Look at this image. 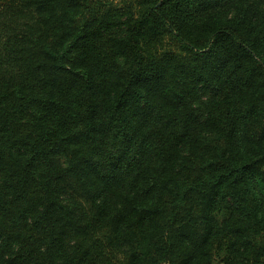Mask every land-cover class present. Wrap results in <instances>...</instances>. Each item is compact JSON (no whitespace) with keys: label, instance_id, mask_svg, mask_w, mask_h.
<instances>
[{"label":"trees","instance_id":"obj_1","mask_svg":"<svg viewBox=\"0 0 264 264\" xmlns=\"http://www.w3.org/2000/svg\"><path fill=\"white\" fill-rule=\"evenodd\" d=\"M0 264H264V0H0Z\"/></svg>","mask_w":264,"mask_h":264}]
</instances>
